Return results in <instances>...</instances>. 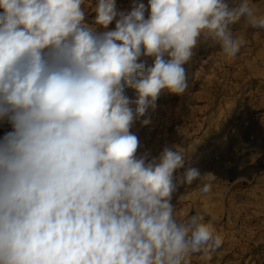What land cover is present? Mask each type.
I'll use <instances>...</instances> for the list:
<instances>
[{
	"label": "clouds",
	"instance_id": "9594fccd",
	"mask_svg": "<svg viewBox=\"0 0 264 264\" xmlns=\"http://www.w3.org/2000/svg\"><path fill=\"white\" fill-rule=\"evenodd\" d=\"M83 4L0 0V264H186L222 239L199 211L179 223L173 195L216 176L176 145L138 154L133 128L186 92L201 45L234 58L233 26L264 15L253 0H97V32Z\"/></svg>",
	"mask_w": 264,
	"mask_h": 264
},
{
	"label": "rangeland",
	"instance_id": "374dc122",
	"mask_svg": "<svg viewBox=\"0 0 264 264\" xmlns=\"http://www.w3.org/2000/svg\"><path fill=\"white\" fill-rule=\"evenodd\" d=\"M96 2L84 0V23L102 32L105 29L94 23ZM253 2L258 14L264 15V0ZM115 3L122 9L130 0ZM233 35L244 40L234 58H228L219 45H201L184 65L186 92L163 91L152 123L141 126L137 121L133 128L140 138L138 154L149 152V159L158 157L166 145H176L186 159L185 167L200 169L203 161L211 160L221 162V167L228 163L234 171H246L234 181L216 176L208 193L201 191L203 184L198 180L174 193L172 203L179 223H187L199 211L205 222H211L214 235L222 239L218 248L209 244L190 251L186 264H264V166L258 163L257 171L252 170L254 166L243 168L264 164V29L241 20L233 26ZM152 63V58L146 59L147 66ZM125 93L135 95L131 88ZM257 133L263 135L259 144Z\"/></svg>",
	"mask_w": 264,
	"mask_h": 264
},
{
	"label": "crops",
	"instance_id": "0c3cea01",
	"mask_svg": "<svg viewBox=\"0 0 264 264\" xmlns=\"http://www.w3.org/2000/svg\"><path fill=\"white\" fill-rule=\"evenodd\" d=\"M11 130V126L7 123H0V136H3L4 133H6L7 131H10ZM247 140H248V135H247ZM263 138V135H259L258 133L255 135V141H257V143L259 144L260 142L259 139H262ZM254 138H252L251 140L253 141ZM251 141L250 145L253 143ZM246 147H249V144L246 146ZM258 163L260 166H264L263 163H260V162H256V164H246V165H243L244 167V170H250V168H252L253 166L256 167V168H253L252 170H255L257 171V166H258ZM192 165V164H191ZM216 165H219V167L217 168ZM221 162H212L211 160H208V161H203L201 164H200V169L198 167V169L200 170V172L203 174V173H213L215 176H219V177H223V178H227L229 180H235V178L238 176V175H246L244 174V172L246 173V171L244 172H240V171H234L233 170V166L229 165L227 163V165L224 164V167H221ZM230 173L232 175H235V177H233L232 175H230Z\"/></svg>",
	"mask_w": 264,
	"mask_h": 264
}]
</instances>
